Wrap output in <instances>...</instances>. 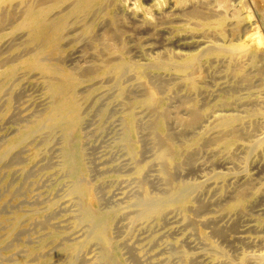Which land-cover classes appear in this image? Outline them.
Listing matches in <instances>:
<instances>
[{"label":"bare ground","instance_id":"bare-ground-1","mask_svg":"<svg viewBox=\"0 0 264 264\" xmlns=\"http://www.w3.org/2000/svg\"><path fill=\"white\" fill-rule=\"evenodd\" d=\"M137 1L129 14L125 0H0V191L9 188L0 198V264H264V249L235 256L224 246L226 212L264 194V49L245 43L264 32V0ZM25 86L41 91L37 103L23 98ZM89 106L102 120L118 112L124 163L104 167L115 176L94 180L85 160ZM239 153L242 178L227 190V172L214 166ZM54 158L50 175L66 177L69 214L56 220L58 202L44 198L16 209L23 185L13 175ZM259 165L255 188L250 167ZM112 179L129 189L112 196L104 189ZM166 221L182 235L147 255L132 237ZM244 237L264 246L262 235Z\"/></svg>","mask_w":264,"mask_h":264},{"label":"rangeland","instance_id":"rangeland-1","mask_svg":"<svg viewBox=\"0 0 264 264\" xmlns=\"http://www.w3.org/2000/svg\"><path fill=\"white\" fill-rule=\"evenodd\" d=\"M126 2V7H127V12H129V14H130V11L131 10H133V9H135V6H136V3L138 2L137 0H131L132 2H134L133 4L131 3V1L130 0H128V2H127V0H125ZM141 1H145V0H141ZM128 3V4H127ZM151 4H153V2L152 1H149V2H144V4L143 5H146V6H149L150 7V5ZM155 8V7H154ZM255 18V17H254ZM252 19L253 21H255L256 20V18L255 19ZM261 38V39H260ZM263 41V42H262ZM245 43H246V45H248L249 46V48H251L252 50H256V51H259V50H262V49H264L263 47H264V32H262V31H258V32H255V33H253L252 34V36L251 37H249V38H247L246 40H245ZM174 45V44H173ZM170 46V49L172 48V49H177L178 47H177V45H174V46ZM194 50H196V49H194ZM67 64H71V61H68L67 62ZM212 71V72H211ZM210 72H209V77H208V79L210 80V82H213L214 80H215V78H212L211 77V75L212 76H216V75H218V73L217 72H214V70H211ZM216 74V75H214V74ZM217 77V76H216ZM211 78H212V80H211ZM27 87H31V86H25V88H24V93H23V98L24 99H29V98H32V101L35 103V101H36V98H37V96L41 93V91H39L38 90V88H27ZM28 89V90H27ZM32 89V90H31ZM36 89V90H35ZM31 90V91H30ZM35 90V91H34ZM37 91H39V92H37ZM26 93H27V95H26ZM29 93V94H28ZM31 93H33V94H31ZM30 94H31V96H30ZM35 95V96H34ZM30 96V97H29ZM28 97V98H27ZM35 99V100H34ZM33 103V104H34ZM36 103H37V101H36ZM32 104V105H33ZM92 106H89V108L86 110V109H84V116H85V123H84V125H83V131H84V133L87 135V137H86V142L88 143H86V145H85V160H86V162H87V164L89 165V167L91 168V176H92V178L94 179V180H98V179H101V178H103V177H107V176H115L116 175V172L117 171H115L114 172V170H113V168H112V171H106L105 172V169H104V167H107V165H114V164H121V163H124L123 162V160H124V151H123V149L121 148V147H119L118 145H117V141H118V139H119V123H120V121L117 119V116H118V112H115V109H114V112H115V114H113L114 112L112 111L111 112V114L110 115H108V116H110V117H106V119H101L100 118V116L98 115V110H97V108H94V107H92ZM86 108H87V106H86ZM117 110V109H116ZM94 111V112H93ZM97 115V116H96ZM92 119V120H91ZM95 120H96V122H95ZM88 121L92 124H90V123H88ZM105 121V122H104ZM114 121V122H113ZM95 122V123H94ZM94 123V124H93ZM6 124V125H5ZM86 124H88V126L86 125ZM91 126H90V125ZM112 124V125H111ZM4 125V126H3ZM11 125V123H9L8 124V122H4V123H2V127L1 128H3V129H5V128H7L8 126H10ZM89 126H90V129H88L89 128ZM92 127V128H91ZM93 129V130H92ZM112 130V131H111ZM92 131H94V132H92ZM92 133V134H91ZM116 133V134H115ZM91 134V135H90ZM117 137V138H116ZM89 138V139H88ZM96 139V140H95ZM107 139V140H106ZM102 140V142L100 143L101 144V146H100V144H99V142ZM104 141V142H103ZM113 141V142H112ZM95 144V145H94ZM99 145V146H98ZM94 146V147H93ZM96 146L97 147H99V148H97L96 149ZM94 150V148H95V150H96V152L95 151H93L91 148ZM88 149V150H87ZM118 149V150H117ZM87 151V152H86ZM92 151V152H91ZM98 151V152H97ZM117 151V152H116ZM90 152H91V154H90ZM94 152V153H93ZM87 154V155H86ZM90 154V155H89ZM93 154V155H92ZM240 155H238V158L237 159H235V160H230L229 161V159L230 158H226L225 160H224V162H226V164L225 163H222L221 165L220 164H218V165H216V166H214V169H216L217 168V170H222V171H226L227 173H226V187H227V190H230L233 186H234V184H236L238 181H240L241 180V178H242V172H241V169H242V167L244 166V157H243V155H241V153H239ZM98 155V156H97ZM94 156L96 157V159L94 158ZM114 156V157H113ZM121 156V157H120ZM240 156H242V157H240ZM98 157V158H97ZM109 157V158H108ZM110 157H112V159L110 158ZM93 158V159H92ZM243 158V159H242ZM57 159L58 158H54V160L53 161H51V162H49V163H47V164H43L42 166H40V168H44L43 170L41 169H39L38 170V168H36V169H34L35 171H37V172H32L30 175H28V177L27 176H25L26 178H27V181H26V178L24 177V176H22L20 173H16V174H14L13 176V178H12V180H13V182L14 183H17V184H20L21 186H22V190H20V192L21 191H23V192H21L22 194L20 195V192H19V195H18V206L16 207V209H22L23 207H25V206H27V205H29V203L31 204V203H33L34 205H37V206H42V205H44V203L43 202H47V201H57L58 202V205H59V207H58V210H57V213H56V215H55V219L56 220H62V219H64L68 214H69V212H70V210H68L67 209V205L64 203V192H65V184H60V180L61 179H64V178H66L63 174H60V173H55V174H53V175H50L51 174V172H56V168L58 167L57 166V163H55L56 161H57ZM110 159V160H109ZM116 159V160H115ZM123 159V160H122ZM228 159V160H227ZM95 160V162H92V161H94ZM105 160V162H103ZM122 160V161H121ZM237 160V161H236ZM227 161H228V164H227ZM234 161V162H233ZM103 163V164H101L100 165V163ZM121 162V163H120ZM232 164H231V163ZM55 163V164H54ZM97 163H99V164H97ZM230 163V164H229ZM54 164V165H53ZM225 164V165H224ZM237 164H238V166H237ZM46 165H47V168H48V166H52V167H49L48 169L46 168ZM94 165H99V166H94ZM228 165V166H227ZM233 165H235L234 167H233ZM93 166H94V168L96 167V169H98V171L100 172V173H98L97 171H96V169H95V171L97 172V173H94L95 171H94V168H93ZM220 166V167H219ZM222 166V167H221ZM7 167V166H6ZM6 167H4V169L6 168ZM236 167V168H235ZM250 167V166H249ZM258 167V168H257ZM223 168H225V169H223ZM231 168V169H230ZM238 168V169H237ZM251 168V172L254 174V173H256V171H257V173H256V175L258 174V171H259V174L256 176L255 175V177L257 178V177H259V178H257V181H259L258 183H255L256 184V187L255 188H257V187H259V185H260V183L262 182L261 181V179H262V175L263 174H260V171H261V173H263V170H262V168H261V166L259 165V166H252V167H250ZM7 169V168H6ZM103 169H104V171H103ZM109 169H111V168H109ZM258 169V170H257ZM101 170V171H100ZM240 170V171H239ZM239 171V172H238ZM102 172V173H101ZM106 174H105V173ZM228 172H231V173H228ZM233 172H236L235 174L233 173ZM37 173V175H35ZM44 174V175H43ZM3 175V172L1 171L0 172V179H2L1 178V176ZM32 175H33V177H32ZM100 175V176H99ZM241 175V176H240ZM17 178H16V177ZM94 176H95V178H94ZM196 177V176H195ZM231 177H233L232 179H231ZM25 178V179H24ZM45 179V181L46 180H48V181H46V182H43V180ZM46 178H48V179H46ZM58 178V179H57ZM230 178V179H229ZM21 179V180H20ZM229 179V180H228ZM20 180V181H19ZM238 180V181H237ZM26 183H25V182ZM33 181V182H32ZM122 181V182H121ZM237 181V182H236ZM22 182H24V183H22ZM32 182V183H31ZM35 182V183H34ZM36 182L38 183V189H37V184H36ZM40 182V183H39ZM121 184H120V183ZM228 182V183H227ZM45 185H44V184ZM53 183V184H52ZM26 185V187H25V185ZM30 184V186H28ZM34 184V185H33ZM36 184V185H35ZM108 186H107V185ZM106 186H105V190L106 191H108V192H110L111 193V195H112V193H113V195L112 196H117L118 194H120L121 192H124L125 190H128L129 189V185L127 184V182L126 181H123V180H118V179H112V180H108L107 182H106ZM228 184H230L229 186H228ZM33 185V186H32ZM127 185V186H126ZM231 185H232V187H231ZM42 186V187H41ZM46 186V187H45ZM122 186H124L123 188H122ZM29 189H28V188ZM118 187H119V189H118ZM229 187V188H228ZM34 188V189H33ZM57 188H59V189H61L62 188V190H59V189H57ZM117 188V189H116ZM121 188V189H120ZM8 189V190H7ZM44 189V190H43ZM57 189V190H56ZM24 190H25V192H24ZM30 190V191H29ZM43 190V191H42ZM51 191V192H50ZM56 191H58V192H56ZM113 191V192H112ZM8 192H9V188H4V189H2L1 191H0V198H4L6 195H8ZM38 192V195L36 196V193ZM41 192H42V195H41ZM43 192H45V193H43ZM56 192V193H55ZM120 192V193H119ZM1 193H3V194H1ZM32 193H33V195H32ZM50 193V194H49ZM229 194V195H228ZM228 194H227V203L226 204H228L229 203V200H230V197L229 196H231V194L228 192ZM57 195H59V196H56ZM40 196V197H39ZM47 196V197H46ZM48 196H49V198H48ZM24 197V198H23ZM32 197H33V199H32ZM35 197H37V199L38 200H40V201H37V199L35 200ZM39 197V198H38ZM46 197V198H45ZM43 198H44V200H43ZM262 198L264 199V194H262ZM261 198V196H259V197H255V198H252V199H250V202H249V205L248 206H246V209H245V207H244V209L242 210V211H239L238 213H235V212H230V211H228V212H226L227 214H226V216H225V221H224V224L226 225V227L227 228H229L228 229V237H229V241L227 240L226 242H224V246H225V248H226V250L227 251H229L228 253H230L231 255H234L235 254V256H237L238 254L239 255H243V254H246V253H253V252H258V251H260V250H263L264 248V246L263 245H261L260 243H257L256 244V246H255V243L252 245H250L249 243H247V242H245L246 240L244 239L245 237L244 236H246V235H252V236H257V235H262V236H264V229H263V227H264V200ZM42 199V200H41ZM51 199V200H50ZM256 199V200H255ZM261 199V200H260ZM34 200V201H33ZM258 200H260V201H258ZM263 200V201H262ZM21 201H23L22 203H21ZM36 201V202H35ZM42 201V202H41ZM259 203H258V202ZM35 202V203H34ZM38 202H40L39 204H38ZM252 202V203H251ZM41 203H43V204H41ZM254 203V204H253ZM261 203H263V205L261 204ZM27 204V205H26ZM257 206H256V205ZM21 205V206H20ZM32 205V204H31ZM61 206V207H60ZM250 206V207H249ZM64 208V209H63ZM12 209H15L14 207H11L10 208V206L9 207H7L6 208V214H9L10 213V211L12 210ZM59 209H60V211H59ZM68 210V211H63V210ZM248 209V210H247ZM261 209V210H260ZM9 211V212H8ZM59 211V212H58ZM67 212V213H66ZM252 212V213H251ZM60 213V214H59ZM234 213V214H233ZM59 214V215H58ZM63 214V215H62ZM65 214V215H64ZM233 214V215H232ZM237 214V215H236ZM248 214V215H247ZM259 214V215H258ZM244 215V216H243ZM59 216V217H58ZM57 217V218H56ZM241 217V218H240ZM59 218V219H58ZM239 218H240V220H239ZM230 219V220H229ZM227 220V221H226ZM236 220H238V221H236ZM249 222H248V221ZM246 223H245V222ZM256 221H259L261 224L259 225V228L258 229H254L253 230V228L254 227H251V225H253V224H255L256 223ZM243 222V223H242ZM231 223H234V224H236V228L238 229V231H235V230H237L236 228H234L233 229V231H232V229H231V231H230V224ZM238 223L239 224H241L240 226L238 225ZM230 226H229V225ZM246 224V225H245ZM243 225V226H242ZM250 225V226H249ZM171 224L168 222L167 223V221L166 222H164V223H162L159 227H155V228H153V229H151V230H140V231H137L136 233H135V235H134V237H132V240H135V238L138 240V241H136L135 240V242H136V244L137 245H139V246H142V247H144V249H145V253L147 254V255H149V254H152V255H155L156 254V252H159V251H162L165 247H166V243H167V241H169V240H175V239H177L178 237H180L182 234H180V232H178V231H174V230H172V228H171ZM242 226V227H241ZM249 226V228L247 229L246 227H248ZM251 228V229H250ZM34 230H36V233L34 232ZM144 231H146V232H144ZM253 231H255V232H253ZM143 232V233H142ZM233 232V233H232ZM238 232V233H237ZM245 232V233H244ZM177 233V234H176ZM179 233V234H178ZM233 235H232V234ZM243 233V234H242ZM30 234L35 238H33V240H32V243L33 242H35V243H33V244H37L38 243V240H39V238H37V236H39V231L37 232V229L36 228H33V230L31 229V231H30ZM34 234H35V236H34ZM137 234H139V235H137ZM161 234H164V235H161ZM173 234V235H172ZM170 235V236H169ZM241 235V236H240ZM145 236V237H144ZM155 236H157L158 237V240H157V243L155 242H152L151 240H152V238L153 237H155ZM160 236V237H159ZM162 237V238H161ZM174 237V238H173ZM142 239V240H141ZM233 239V240H232ZM239 239V240H238ZM241 239H243V240H241ZM37 240V241H36ZM162 240V241H161ZM230 240H232V241H230ZM245 240V241H244ZM235 241V242H234ZM238 241H240V242H238ZM245 242V244L243 245V243ZM234 242V243H233ZM237 242V243H236ZM150 244H152V248H151V245ZM155 244V245H154ZM229 244V245H228ZM231 244H235L234 246L233 245H231ZM153 245L155 246V247H153ZM228 245V246H227ZM260 245H261V247H260ZM194 246H196L197 248H196V250L195 251H202V249H201V247L200 246H198V245H194ZM227 246V247H226ZM240 246V247H239ZM250 246H251V249H250ZM257 246H259L258 247V250H257ZM263 246V247H262ZM199 247V248H198ZM238 247V248H237ZM163 248V249H162ZM230 248V249H229ZM234 249V250H232V249ZM240 248V249H239ZM162 249V250H161ZM236 249H238V252H237V250ZM252 250V251H251ZM231 251H232V253H231ZM237 252V253H236ZM155 253V254H154ZM212 254L211 253H209V254H207L206 256H205V258H210V256H211ZM205 258H203V260L205 259ZM206 261V259L204 260V262ZM180 264L178 261H177V259L176 260H173V261H168L167 263H165V264Z\"/></svg>","mask_w":264,"mask_h":264}]
</instances>
